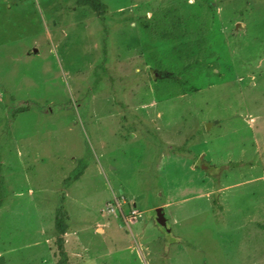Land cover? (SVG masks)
<instances>
[{"label": "rangeland", "instance_id": "1", "mask_svg": "<svg viewBox=\"0 0 264 264\" xmlns=\"http://www.w3.org/2000/svg\"><path fill=\"white\" fill-rule=\"evenodd\" d=\"M103 1L0 0V264H56L59 207L67 264H264V0H207L222 62L175 96L136 18L175 0Z\"/></svg>", "mask_w": 264, "mask_h": 264}, {"label": "trees", "instance_id": "2", "mask_svg": "<svg viewBox=\"0 0 264 264\" xmlns=\"http://www.w3.org/2000/svg\"><path fill=\"white\" fill-rule=\"evenodd\" d=\"M74 1L75 4L89 7L96 15H102L107 11V5L103 0ZM199 1L175 0L172 4L163 8L155 10L150 8L151 15L149 17L145 14L146 12L136 15L139 25H142L144 31H149V34L153 36L156 34L160 38L158 41L165 43L162 45L165 53L161 54L160 58H156L155 61H160L161 57L168 60L173 58L171 65H168L170 68L160 67V71L166 74V77L163 76L161 80L172 81V86H170L172 89L170 88L164 94L175 96L183 90L186 92L185 87L188 88L187 81L196 79L198 74H215L210 70L218 67L219 63L222 62L219 53L206 51L211 24L209 23L211 21L210 14L213 16L214 9L207 0L203 5ZM199 8L200 11L196 12V9ZM165 18L168 19L167 27L163 23V21H166ZM144 44L146 50L153 47L152 40ZM172 61L175 62L172 63ZM187 76L190 79L185 78ZM23 109L24 107L14 109L12 116L14 117L16 113ZM0 185H2L1 176ZM67 217V213L62 207H59L54 215L52 234L55 236L57 255L59 256L56 264H67L64 239L69 227L66 222ZM258 226L264 229V224Z\"/></svg>", "mask_w": 264, "mask_h": 264}, {"label": "water", "instance_id": "3", "mask_svg": "<svg viewBox=\"0 0 264 264\" xmlns=\"http://www.w3.org/2000/svg\"><path fill=\"white\" fill-rule=\"evenodd\" d=\"M154 216L156 223L159 225V227L167 234L171 235L169 224L167 220L164 217L163 211L161 207H155L149 210V214ZM150 215V216H151Z\"/></svg>", "mask_w": 264, "mask_h": 264}, {"label": "built area", "instance_id": "4", "mask_svg": "<svg viewBox=\"0 0 264 264\" xmlns=\"http://www.w3.org/2000/svg\"><path fill=\"white\" fill-rule=\"evenodd\" d=\"M117 210H121V206L120 203H115V204H111L109 205V208L107 210L108 213H115ZM135 210L131 209V211L129 212L131 216L135 215ZM123 215L124 220L127 222L128 221V217L123 213V211L121 212Z\"/></svg>", "mask_w": 264, "mask_h": 264}, {"label": "crops", "instance_id": "5", "mask_svg": "<svg viewBox=\"0 0 264 264\" xmlns=\"http://www.w3.org/2000/svg\"><path fill=\"white\" fill-rule=\"evenodd\" d=\"M157 207H161V208H162V211H163V205H159V206H157ZM152 208H154V206L151 207V208H148V210H150V209H152Z\"/></svg>", "mask_w": 264, "mask_h": 264}, {"label": "clouds", "instance_id": "6", "mask_svg": "<svg viewBox=\"0 0 264 264\" xmlns=\"http://www.w3.org/2000/svg\"><path fill=\"white\" fill-rule=\"evenodd\" d=\"M155 208V207H154Z\"/></svg>", "mask_w": 264, "mask_h": 264}]
</instances>
